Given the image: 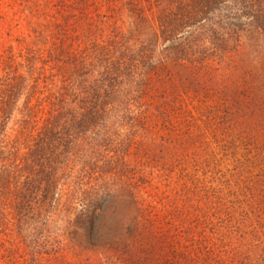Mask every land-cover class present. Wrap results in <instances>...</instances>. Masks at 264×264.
I'll list each match as a JSON object with an SVG mask.
<instances>
[{"label":"trees","instance_id":"trees-1","mask_svg":"<svg viewBox=\"0 0 264 264\" xmlns=\"http://www.w3.org/2000/svg\"><path fill=\"white\" fill-rule=\"evenodd\" d=\"M0 264H264V0H8Z\"/></svg>","mask_w":264,"mask_h":264},{"label":"rangeland","instance_id":"rangeland-1","mask_svg":"<svg viewBox=\"0 0 264 264\" xmlns=\"http://www.w3.org/2000/svg\"><path fill=\"white\" fill-rule=\"evenodd\" d=\"M8 0H0V11L7 5ZM223 165H220L219 168L222 169Z\"/></svg>","mask_w":264,"mask_h":264}]
</instances>
